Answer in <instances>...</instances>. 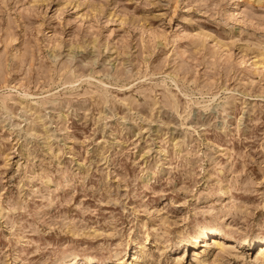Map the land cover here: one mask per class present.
<instances>
[{
    "label": "rangeland",
    "instance_id": "1",
    "mask_svg": "<svg viewBox=\"0 0 264 264\" xmlns=\"http://www.w3.org/2000/svg\"><path fill=\"white\" fill-rule=\"evenodd\" d=\"M260 239L264 0H0V264H264Z\"/></svg>",
    "mask_w": 264,
    "mask_h": 264
},
{
    "label": "bare ground",
    "instance_id": "2",
    "mask_svg": "<svg viewBox=\"0 0 264 264\" xmlns=\"http://www.w3.org/2000/svg\"><path fill=\"white\" fill-rule=\"evenodd\" d=\"M206 229V228H205ZM205 229H202L200 231H198V233L196 234V242L192 243L191 245V248H197L199 246V240L202 239V238H205V237H208L209 233L207 230ZM210 231V230H209ZM212 233V232H211ZM213 234V233H212ZM211 234V235H212ZM211 241V244L214 245V246H219L220 244H222L223 242H220L218 241L217 239L215 238H211L210 239ZM256 242L258 243V245L260 246L258 249V255L262 256L264 258V248L262 247V245H264V239H260V240H256ZM200 245H203V244H200ZM256 245V244H255ZM218 248V247H217ZM220 249V248H219ZM262 258V259H263ZM70 263V262H69ZM73 263H74V260H73Z\"/></svg>",
    "mask_w": 264,
    "mask_h": 264
}]
</instances>
